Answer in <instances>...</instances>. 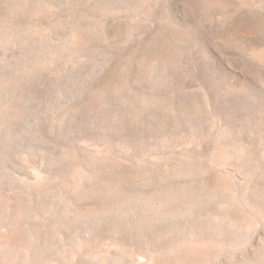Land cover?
Wrapping results in <instances>:
<instances>
[{
	"label": "rangeland",
	"instance_id": "1",
	"mask_svg": "<svg viewBox=\"0 0 264 264\" xmlns=\"http://www.w3.org/2000/svg\"><path fill=\"white\" fill-rule=\"evenodd\" d=\"M0 264H264V0H0Z\"/></svg>",
	"mask_w": 264,
	"mask_h": 264
},
{
	"label": "bare ground",
	"instance_id": "2",
	"mask_svg": "<svg viewBox=\"0 0 264 264\" xmlns=\"http://www.w3.org/2000/svg\"><path fill=\"white\" fill-rule=\"evenodd\" d=\"M25 65V64H24ZM26 66V65H25ZM13 91V90H12Z\"/></svg>",
	"mask_w": 264,
	"mask_h": 264
}]
</instances>
